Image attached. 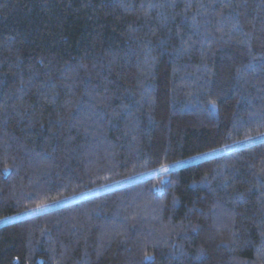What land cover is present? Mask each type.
<instances>
[{
  "label": "trees",
  "instance_id": "trees-1",
  "mask_svg": "<svg viewBox=\"0 0 264 264\" xmlns=\"http://www.w3.org/2000/svg\"><path fill=\"white\" fill-rule=\"evenodd\" d=\"M262 134L264 0H0V222L235 144L1 222L0 264H264Z\"/></svg>",
  "mask_w": 264,
  "mask_h": 264
},
{
  "label": "rangeland",
  "instance_id": "rangeland-1",
  "mask_svg": "<svg viewBox=\"0 0 264 264\" xmlns=\"http://www.w3.org/2000/svg\"><path fill=\"white\" fill-rule=\"evenodd\" d=\"M259 138H264V134L259 135L258 137L252 138V139H250L248 141H250V142L252 141L253 142V141H255V140L259 139ZM240 144H242V143H240ZM234 146H235V144L227 145L225 147L218 148L217 150H214V151H209V152H206V153H203V154H198V155L183 159V160H181L179 162L171 164V166L167 165V166H163L161 168H157L156 170H153L152 172L151 171L147 172L149 174H147V173L146 174H139V175H136V176H132V177H129V178L114 182V183L105 184V185H101V186H98V187H95V188H92V189H89V190H85V191H82V192H80L78 194L71 195V196H69V197H67V198H65V199H63V200H61L59 202H54V203H51L49 205H43V206L35 208L33 210H29V211H26V212H22V213H19V214L8 216L4 221H10V220H13V219H18V218H21V217H23L25 215H28V214H31V213L40 212V211H43V210H45V209H47L49 207H54L57 204L67 203V202L74 201V200H76L78 198H81V197L94 195V194L99 193L101 191H104L106 189H109V188H112V187H115V186H120V185L129 183V182H132L134 180H137V179H141V178H143V177H145L147 175H150L152 173L164 172V171H166V170H168L170 168H174V167L179 166V165L181 166V165H185V164H188V163H192V162L198 161L199 159H202V158H205V157L217 154V153H221L223 151L231 150ZM4 221H1V222H4Z\"/></svg>",
  "mask_w": 264,
  "mask_h": 264
}]
</instances>
